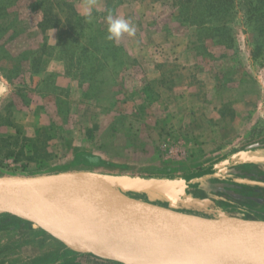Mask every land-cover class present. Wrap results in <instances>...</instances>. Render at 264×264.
<instances>
[{
    "label": "rangeland",
    "instance_id": "rangeland-1",
    "mask_svg": "<svg viewBox=\"0 0 264 264\" xmlns=\"http://www.w3.org/2000/svg\"><path fill=\"white\" fill-rule=\"evenodd\" d=\"M110 14L135 36L108 41ZM207 169L170 194L116 189L264 221V0H0V178ZM12 218L0 262L123 264Z\"/></svg>",
    "mask_w": 264,
    "mask_h": 264
},
{
    "label": "water",
    "instance_id": "water-1",
    "mask_svg": "<svg viewBox=\"0 0 264 264\" xmlns=\"http://www.w3.org/2000/svg\"><path fill=\"white\" fill-rule=\"evenodd\" d=\"M212 170L173 178L112 174L0 178V215L37 225L67 246L94 252L118 262L116 253L94 251L86 237L122 242L158 244L175 255L203 261L224 260L238 264H264V221L238 217L207 219L142 203L125 196L91 214L61 211L35 191L39 186L74 178L98 177L122 188H138L157 195L170 194Z\"/></svg>",
    "mask_w": 264,
    "mask_h": 264
},
{
    "label": "bare ground",
    "instance_id": "bare-ground-1",
    "mask_svg": "<svg viewBox=\"0 0 264 264\" xmlns=\"http://www.w3.org/2000/svg\"><path fill=\"white\" fill-rule=\"evenodd\" d=\"M87 179L91 182L75 183L81 178H74L39 186L35 191L47 198L59 210H71L80 214L96 213L119 197L115 185L95 176H89ZM85 239L93 243L94 251L116 253L125 258L128 264H238L224 260L187 259L170 253L158 244L122 242L116 238L103 237H86Z\"/></svg>",
    "mask_w": 264,
    "mask_h": 264
},
{
    "label": "clouds",
    "instance_id": "clouds-1",
    "mask_svg": "<svg viewBox=\"0 0 264 264\" xmlns=\"http://www.w3.org/2000/svg\"><path fill=\"white\" fill-rule=\"evenodd\" d=\"M107 23L108 27L106 39L108 41L117 43L125 35L129 38L135 36L136 28L128 19L113 17L110 14L107 17Z\"/></svg>",
    "mask_w": 264,
    "mask_h": 264
},
{
    "label": "crops",
    "instance_id": "crops-1",
    "mask_svg": "<svg viewBox=\"0 0 264 264\" xmlns=\"http://www.w3.org/2000/svg\"><path fill=\"white\" fill-rule=\"evenodd\" d=\"M195 189H198V188H195ZM201 191V190H200ZM202 192V191H201ZM192 193H194V192H192ZM198 195H200V193H198V192H196V196H198ZM199 204L198 205H196V206H192L194 209H196V210H202V212H204V213H208L207 212V208H205L204 207V205H202V204H200V202H198ZM190 205H192V204H190ZM206 209V210H205ZM208 211H210V210H208ZM213 211V210H212ZM211 212V211H210ZM189 215H193V214H189ZM194 216H198V217H202V218H207V217H204V216H199V215H194ZM226 217H235V216H232V215H227V216H220V215H215L214 217L212 216V217H209V218H207V219H220V218H226Z\"/></svg>",
    "mask_w": 264,
    "mask_h": 264
},
{
    "label": "trees",
    "instance_id": "trees-1",
    "mask_svg": "<svg viewBox=\"0 0 264 264\" xmlns=\"http://www.w3.org/2000/svg\"><path fill=\"white\" fill-rule=\"evenodd\" d=\"M13 218L8 215H0V232L6 230L11 223L13 222ZM0 264H10L7 262H0Z\"/></svg>",
    "mask_w": 264,
    "mask_h": 264
}]
</instances>
